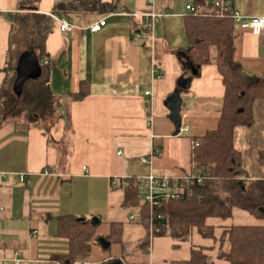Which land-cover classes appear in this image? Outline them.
Wrapping results in <instances>:
<instances>
[{
  "label": "crops",
  "instance_id": "obj_1",
  "mask_svg": "<svg viewBox=\"0 0 264 264\" xmlns=\"http://www.w3.org/2000/svg\"><path fill=\"white\" fill-rule=\"evenodd\" d=\"M90 1L83 9L76 0H39L37 9L29 10L21 0H0V172L11 174L0 182V264L17 254L21 264H56L54 257L70 250L68 239L58 234L57 219L68 214L97 225L84 264H171L190 260L193 248H202L213 264H227L219 258L220 236L233 224H259L249 212L234 208L228 219L210 218L215 239L194 230L188 240L177 241L149 234L138 208L124 205L129 178L154 173L178 185L188 182L195 142L219 123L222 76L214 64L196 65L187 48L186 5L195 0ZM73 2L77 9L59 17L76 27L63 32L52 14ZM232 5L244 21L264 16V0H232ZM152 11L162 15L147 32L142 24ZM32 14L53 20L45 38L49 62L40 60L61 114L48 131L24 116L6 118L2 109L1 92L13 90L20 56L13 52L11 35L17 19ZM103 18L101 30L87 29ZM234 58L253 77L263 75L264 29L254 34L235 23ZM182 77L190 78L187 88L179 83ZM81 89L87 91L84 98L74 99ZM175 93L181 97L179 131L169 101ZM244 120L233 143L253 180L264 177V97ZM155 149L160 153L149 163L140 161ZM20 173L29 183L17 179ZM114 223L122 225L119 242L107 239ZM148 237L147 249L141 248Z\"/></svg>",
  "mask_w": 264,
  "mask_h": 264
},
{
  "label": "trees",
  "instance_id": "obj_2",
  "mask_svg": "<svg viewBox=\"0 0 264 264\" xmlns=\"http://www.w3.org/2000/svg\"><path fill=\"white\" fill-rule=\"evenodd\" d=\"M38 1L21 0L20 3L25 9L36 10ZM76 1L83 9L89 8L92 2ZM194 3L203 5L204 0H195ZM75 7V2L60 4L53 14L67 16L72 8L77 9ZM185 27L191 60L199 66L214 64L225 86L217 127L200 137V144L193 148V170L201 172L204 180L201 183L196 180L186 182L179 189V198L164 200L151 210L147 204H141L139 187L134 184L135 178H129L124 186V205L139 209V222L149 234L171 237L177 241L188 240L194 230L203 237L215 239V226L208 223L210 218L225 220L232 217L234 208L245 210L260 223L225 227L219 239V258L227 264H264V177L249 178L242 165V154L233 143L235 128L245 122L244 118L253 111L255 102L264 97V74L253 77L235 60V21L232 17L187 15ZM52 28L51 17L25 15L17 19L11 44L14 33L23 30L29 47L25 51L35 50L43 60L47 57L45 38ZM44 69L45 66L41 77L25 83L20 96L11 88L2 90V109L6 118L24 116L29 123L40 124L54 118L59 101L46 84ZM83 89L72 97L83 99L87 92ZM53 123L45 129L48 131ZM49 141L52 142L50 137ZM57 219L58 234L68 239L70 250L67 254L56 255V264H84L97 225L91 219H81L73 214L58 216ZM121 232V223H114L107 239L119 242ZM149 244L148 237L141 243V248L147 249ZM191 253L190 260L171 264H213L202 248H193Z\"/></svg>",
  "mask_w": 264,
  "mask_h": 264
},
{
  "label": "built area",
  "instance_id": "obj_3",
  "mask_svg": "<svg viewBox=\"0 0 264 264\" xmlns=\"http://www.w3.org/2000/svg\"><path fill=\"white\" fill-rule=\"evenodd\" d=\"M155 1L156 0H147L150 5H153ZM186 12L188 15H228L234 19L235 23L249 27L254 34H259L261 30L264 29V16H254L248 21H244L243 16L233 8L232 0H204L203 5H197L192 2L186 5ZM161 15L162 14L155 11L145 14V20L143 21L142 28L147 32H151L153 30L154 20ZM52 17L59 21L60 30L63 32L72 31L76 27L75 25L69 23L65 18H61L54 14H52ZM105 24L106 19L103 18L90 24L87 29L93 33L98 32ZM148 37L152 38L151 35ZM43 62L44 64H47L49 61L44 59ZM153 70L154 72L156 71V66ZM150 93L151 90L146 92V94ZM199 144V141L195 142V146H198ZM159 153V150L155 149L153 154L150 156H142L140 161L144 164H147L151 160V157ZM84 169H86V167H84ZM10 175L11 174L7 172H0V182L6 180ZM16 176L19 181L29 183L24 173L16 174ZM186 180L188 182L191 180H196L197 182L201 183L204 180V176L201 172L193 171L189 176L186 177ZM134 184L139 187L141 204H147L151 210L159 206L164 200L176 199L180 197L179 189H181V185H178L175 180H171V178L167 176H158L154 173H149L136 177ZM112 185H115L114 181L112 182ZM131 218H134V215L131 216ZM23 261V258H20V256L17 254L13 259L5 260V264H21ZM41 263L44 264V261Z\"/></svg>",
  "mask_w": 264,
  "mask_h": 264
},
{
  "label": "water",
  "instance_id": "obj_4",
  "mask_svg": "<svg viewBox=\"0 0 264 264\" xmlns=\"http://www.w3.org/2000/svg\"><path fill=\"white\" fill-rule=\"evenodd\" d=\"M194 73H197V70L192 68ZM43 67L41 64V60L39 56L36 54L34 50L24 51L20 54L17 62L16 67V78L13 85V91L17 96H20L23 92L25 83L31 79H37L42 76ZM180 85L182 88H187L190 83V78L186 79L182 77L179 80ZM170 108L172 111L171 118L176 123L178 131L180 130L181 126V97L179 94H173L170 99ZM242 184L244 182L242 181ZM104 246H109L110 243L102 240ZM116 264H120L116 262Z\"/></svg>",
  "mask_w": 264,
  "mask_h": 264
},
{
  "label": "rangeland",
  "instance_id": "obj_5",
  "mask_svg": "<svg viewBox=\"0 0 264 264\" xmlns=\"http://www.w3.org/2000/svg\"><path fill=\"white\" fill-rule=\"evenodd\" d=\"M12 46H13V52L17 57L18 55H20L22 51L29 49L23 30L14 33ZM60 114L61 111L56 110V113L53 116L54 118L52 120L49 119L48 121L42 123L41 125H43L44 128H48L50 123H53L59 117Z\"/></svg>",
  "mask_w": 264,
  "mask_h": 264
}]
</instances>
